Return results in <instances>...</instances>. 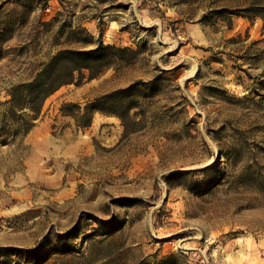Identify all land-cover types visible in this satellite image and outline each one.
Segmentation results:
<instances>
[{
	"label": "rangeland",
	"instance_id": "rangeland-1",
	"mask_svg": "<svg viewBox=\"0 0 264 264\" xmlns=\"http://www.w3.org/2000/svg\"><path fill=\"white\" fill-rule=\"evenodd\" d=\"M254 6L264 19V0ZM209 11L0 0V104L61 51L100 38L136 53L61 87L25 139L0 146V264H34L15 250L41 264H264V111L245 100L264 79V21L240 12L200 23ZM131 86L112 106H135L131 133L114 115L84 116ZM71 232L76 253L49 257Z\"/></svg>",
	"mask_w": 264,
	"mask_h": 264
},
{
	"label": "trees",
	"instance_id": "trees-1",
	"mask_svg": "<svg viewBox=\"0 0 264 264\" xmlns=\"http://www.w3.org/2000/svg\"><path fill=\"white\" fill-rule=\"evenodd\" d=\"M262 0H182L188 9L191 11L196 8V5L202 4L204 8L210 10L207 14H204L200 20V23L206 22V15L215 16L218 20H223L230 15H237L240 12H244L251 16H248V20L251 22L259 17L263 19L261 14H256L254 5ZM239 15V14H238ZM191 15L189 14L188 17ZM264 21V19H263ZM231 26H229V29ZM264 29V22L263 27ZM133 54L131 49H118L110 46H104L99 38L94 47L90 50L78 49L75 51L64 50L59 52L56 56L52 57L34 76L33 79L27 82L20 83L14 86L8 93L9 100L4 104H0V146H12L18 144L35 127V122L38 120L41 113L42 105L44 101L58 91L61 87L67 85L79 86L84 80L90 81L98 78L104 74L107 70L112 68V62L114 59L119 58L118 55L123 56L125 54ZM134 87L126 90H119L108 96H105L102 100H107V104H98V101L88 105L84 108V116H89L91 110H96L102 114L114 115L121 121L123 131L125 134L131 133L132 126H134L135 119L131 112L135 109V106H125L121 112H117L113 106V100L118 95H126L133 92ZM260 91H264V79L258 78L255 86H252L249 91L254 95V99H245L250 103L263 107L264 111V94ZM132 125V126H131ZM117 229L108 232L107 235L115 233ZM79 235L75 232H71L68 235L60 236L57 239V250L49 251L50 256H63L72 255L76 253L75 248H71L74 239H78ZM11 250H3L8 253ZM18 254L26 256V261H34V264H41L45 258L38 256L39 253L34 251H22L15 250ZM169 261H166L167 264Z\"/></svg>",
	"mask_w": 264,
	"mask_h": 264
}]
</instances>
